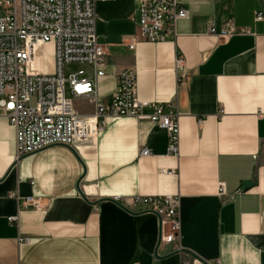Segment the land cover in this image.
Wrapping results in <instances>:
<instances>
[{
    "label": "crops",
    "instance_id": "0c3cea01",
    "mask_svg": "<svg viewBox=\"0 0 264 264\" xmlns=\"http://www.w3.org/2000/svg\"><path fill=\"white\" fill-rule=\"evenodd\" d=\"M138 4L95 6L105 53L97 96L108 105L115 75L132 71L140 102L176 107L179 155L149 120L121 117L104 119L79 152L53 146L16 160L14 128L0 117V264H264V20H255L264 0H184L188 19L159 44L139 37ZM225 27L249 34L224 43L209 33ZM128 37L138 40L132 51ZM72 107L94 113L92 101ZM169 195L180 199L171 245L158 246L156 215L112 201ZM27 197L44 208L20 209Z\"/></svg>",
    "mask_w": 264,
    "mask_h": 264
},
{
    "label": "built area",
    "instance_id": "2783aa9c",
    "mask_svg": "<svg viewBox=\"0 0 264 264\" xmlns=\"http://www.w3.org/2000/svg\"><path fill=\"white\" fill-rule=\"evenodd\" d=\"M109 0H0V117L15 131L16 160L53 146H65L76 152L104 127V119L131 117L147 119L166 133L168 153L179 155L178 114L171 103L140 102L135 74L117 73V86L110 103L97 96V80L105 76L104 49L96 33L95 6ZM184 0H139L137 24L139 37L150 44L176 37L178 21L188 19ZM256 21H263L258 12ZM211 35L226 43L233 36L249 34L246 30L222 28ZM138 40L128 37L127 48L134 50ZM54 46L53 73L40 69V52ZM71 65L87 66L90 71L65 74ZM175 68L184 70V60L177 58ZM68 96L70 98H68ZM74 100H88L94 113L84 117L74 112ZM151 109L150 115L144 110ZM146 157L149 151L142 150ZM218 197L226 195L225 185H217ZM112 201L128 213H152L159 220V245L178 242L180 232L178 196L120 197ZM41 211L40 199L21 200L20 209ZM14 224L17 217L8 218ZM180 264H188L181 262ZM191 264H201L194 260Z\"/></svg>",
    "mask_w": 264,
    "mask_h": 264
},
{
    "label": "rangeland",
    "instance_id": "374dc122",
    "mask_svg": "<svg viewBox=\"0 0 264 264\" xmlns=\"http://www.w3.org/2000/svg\"><path fill=\"white\" fill-rule=\"evenodd\" d=\"M40 61L39 67L42 69L44 73L51 74L53 73V65H54V46L53 44H48L44 48H42L40 52ZM87 66L82 65H71L65 68V74L67 75L69 71H78V70H88Z\"/></svg>",
    "mask_w": 264,
    "mask_h": 264
},
{
    "label": "water",
    "instance_id": "95a60500",
    "mask_svg": "<svg viewBox=\"0 0 264 264\" xmlns=\"http://www.w3.org/2000/svg\"><path fill=\"white\" fill-rule=\"evenodd\" d=\"M160 230V229H159ZM158 245H159V242H158ZM172 255H174V254H172ZM171 256V255H170Z\"/></svg>",
    "mask_w": 264,
    "mask_h": 264
}]
</instances>
